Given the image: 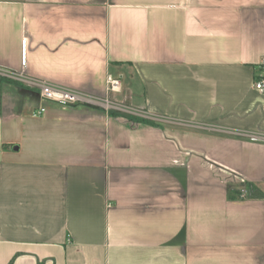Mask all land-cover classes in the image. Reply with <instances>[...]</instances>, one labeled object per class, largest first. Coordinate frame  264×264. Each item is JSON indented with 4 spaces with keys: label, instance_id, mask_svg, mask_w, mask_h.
Returning <instances> with one entry per match:
<instances>
[{
    "label": "crops",
    "instance_id": "0c3cea01",
    "mask_svg": "<svg viewBox=\"0 0 264 264\" xmlns=\"http://www.w3.org/2000/svg\"><path fill=\"white\" fill-rule=\"evenodd\" d=\"M263 57L264 0H0V264H264Z\"/></svg>",
    "mask_w": 264,
    "mask_h": 264
},
{
    "label": "built area",
    "instance_id": "2783aa9c",
    "mask_svg": "<svg viewBox=\"0 0 264 264\" xmlns=\"http://www.w3.org/2000/svg\"><path fill=\"white\" fill-rule=\"evenodd\" d=\"M22 54L24 55V50L22 51ZM22 61H24V58H22ZM38 87H39V97L41 98V100L56 103L61 107L72 106L77 103L94 104L99 106L105 105V107H107L105 101L94 99L78 89L64 88L60 85H56L48 81H39ZM253 87L259 93L264 95V57L258 63V72L253 82ZM45 111H46L45 107L40 106L37 109L33 110L31 112V115L38 116L41 115L42 113H45ZM256 138H257L256 135L251 136V139H256Z\"/></svg>",
    "mask_w": 264,
    "mask_h": 264
},
{
    "label": "trees",
    "instance_id": "16d2710c",
    "mask_svg": "<svg viewBox=\"0 0 264 264\" xmlns=\"http://www.w3.org/2000/svg\"><path fill=\"white\" fill-rule=\"evenodd\" d=\"M247 187H248V191L251 192L252 187H249V186H247ZM238 192H239V190H233V193H238Z\"/></svg>",
    "mask_w": 264,
    "mask_h": 264
},
{
    "label": "rangeland",
    "instance_id": "374dc122",
    "mask_svg": "<svg viewBox=\"0 0 264 264\" xmlns=\"http://www.w3.org/2000/svg\"><path fill=\"white\" fill-rule=\"evenodd\" d=\"M75 105H79V103H77V104H75ZM85 105H87V104H85ZM96 106H97V105H96ZM102 107H103V108H106V107H105V105H104V106H102Z\"/></svg>",
    "mask_w": 264,
    "mask_h": 264
}]
</instances>
